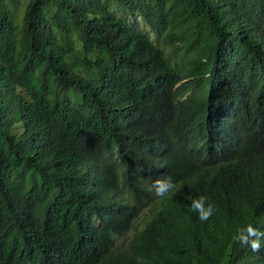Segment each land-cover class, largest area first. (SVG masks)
I'll return each instance as SVG.
<instances>
[{
    "label": "trees",
    "instance_id": "trees-1",
    "mask_svg": "<svg viewBox=\"0 0 264 264\" xmlns=\"http://www.w3.org/2000/svg\"><path fill=\"white\" fill-rule=\"evenodd\" d=\"M249 223L264 0H0V264H264Z\"/></svg>",
    "mask_w": 264,
    "mask_h": 264
},
{
    "label": "clouds",
    "instance_id": "clouds-1",
    "mask_svg": "<svg viewBox=\"0 0 264 264\" xmlns=\"http://www.w3.org/2000/svg\"><path fill=\"white\" fill-rule=\"evenodd\" d=\"M150 190L154 192L156 197L161 199L175 195L179 191L177 183L171 175L155 179ZM190 208L198 214V218L202 221L210 219L215 211L213 205L207 203V197L205 196H199L193 199ZM233 240L234 242H239L242 245L250 247L253 252H259L261 251L262 241H264V232L249 223L237 229Z\"/></svg>",
    "mask_w": 264,
    "mask_h": 264
},
{
    "label": "rangeland",
    "instance_id": "rangeland-1",
    "mask_svg": "<svg viewBox=\"0 0 264 264\" xmlns=\"http://www.w3.org/2000/svg\"><path fill=\"white\" fill-rule=\"evenodd\" d=\"M149 34L150 36H152V32L149 30ZM152 211V209L150 207H147L145 210L142 211L140 217L138 218V223H136L137 225H142L141 223L144 222V220L147 219L148 215L150 214V212ZM140 223V224H139Z\"/></svg>",
    "mask_w": 264,
    "mask_h": 264
}]
</instances>
